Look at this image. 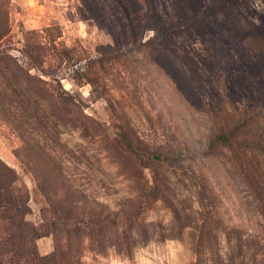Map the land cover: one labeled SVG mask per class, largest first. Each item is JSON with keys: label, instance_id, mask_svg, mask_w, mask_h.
<instances>
[{"label": "rangeland", "instance_id": "1", "mask_svg": "<svg viewBox=\"0 0 264 264\" xmlns=\"http://www.w3.org/2000/svg\"><path fill=\"white\" fill-rule=\"evenodd\" d=\"M227 3L0 0L2 251L264 264V0Z\"/></svg>", "mask_w": 264, "mask_h": 264}, {"label": "trees", "instance_id": "2", "mask_svg": "<svg viewBox=\"0 0 264 264\" xmlns=\"http://www.w3.org/2000/svg\"><path fill=\"white\" fill-rule=\"evenodd\" d=\"M234 3H240L244 6L248 5V0H229V3H227V5L230 6V4H234ZM157 5H155L156 11H157ZM159 11H157V20H158V25H157V29H162L163 27H165V29H167V31L169 30V16H167L166 18H164L162 15L158 14ZM10 29L8 26V21L7 19L4 17V15L0 12V43L2 42V40L9 34ZM28 51H29V55L31 56V60L34 62V55L37 54L40 58L41 55H43V53L46 54L47 52V46L45 45H39V44H32V45H28ZM64 54H68L67 50L63 51ZM4 56V55H1ZM43 58V57H42ZM45 60L43 59V62ZM63 100V99H61ZM221 103H218L217 105H212L211 108V113H213L214 115H217L215 118H219V116H221L225 122H223L222 126L223 129L226 128L229 125H226L229 119V114L227 113V107L225 105L224 102L220 101ZM61 104H64V102H60ZM224 104V105H223ZM225 112V113H223ZM223 115V116H222ZM226 117V119H225ZM242 123V122H241ZM229 124V123H228ZM240 124V121H239ZM242 127H248L246 125V123L244 122ZM236 128V127H235ZM239 129V126L238 128ZM234 129V130H236ZM234 130L232 129H225L224 131L220 132L217 135V139L220 140L221 142L225 143V144H229V143H238L237 138L233 137L234 134ZM249 164V165H248ZM246 177H248V181L251 184V186L256 187L257 186V179L254 175L255 172V166H254V162H246ZM4 169L6 171H11V169L7 166V165H3L2 168H0V172L1 175L3 177H7V175L2 174L4 173ZM12 173V172H11ZM11 180V179H10ZM6 182H3L0 184V210L5 208L7 205L8 201V196L7 194L9 193V189L11 188V184L8 183L6 185ZM4 237V236H3ZM22 238V247H20L19 249L13 248L11 250H6V251H2L4 249H6L8 246L7 243L1 242L0 241V264H66L64 262V260L61 258V253L59 252H54L53 254H49V255H45L42 256L37 248V244L36 242L33 240H28L26 242L25 239ZM4 239V238H2ZM3 241V240H2Z\"/></svg>", "mask_w": 264, "mask_h": 264}]
</instances>
